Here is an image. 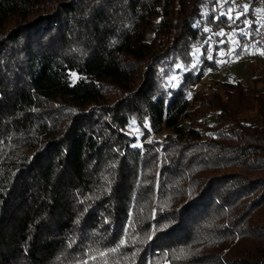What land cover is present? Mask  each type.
<instances>
[{"label":"trees","instance_id":"trees-1","mask_svg":"<svg viewBox=\"0 0 264 264\" xmlns=\"http://www.w3.org/2000/svg\"><path fill=\"white\" fill-rule=\"evenodd\" d=\"M257 23L0 0V264H264V65L199 85Z\"/></svg>","mask_w":264,"mask_h":264},{"label":"built area","instance_id":"built-area-1","mask_svg":"<svg viewBox=\"0 0 264 264\" xmlns=\"http://www.w3.org/2000/svg\"><path fill=\"white\" fill-rule=\"evenodd\" d=\"M234 8H240L243 13L250 12L254 21H257L255 33L244 38L240 43L235 37L230 41L231 47L224 52L222 60H235L239 63H256L264 50V22L261 21V11L264 9V0H230ZM264 53V52H263Z\"/></svg>","mask_w":264,"mask_h":264},{"label":"rangeland","instance_id":"rangeland-1","mask_svg":"<svg viewBox=\"0 0 264 264\" xmlns=\"http://www.w3.org/2000/svg\"><path fill=\"white\" fill-rule=\"evenodd\" d=\"M222 60L221 53L219 56L216 57V61L220 63ZM220 66L215 69L208 70L205 75L201 78L199 81V85L202 83L207 82L208 80H220V81H233V78L238 77L244 81H247L250 79L251 75L255 72L258 73L259 69L257 67L260 66V64L264 65L263 61H258L256 63H249V64H242L235 60H223L221 62ZM171 79H169L170 81ZM198 85V84H197ZM195 85V86H197ZM258 88L260 90H264V86L259 84ZM137 137L141 139V135L137 134ZM155 135L154 133L150 134L147 139H154Z\"/></svg>","mask_w":264,"mask_h":264},{"label":"crops","instance_id":"crops-1","mask_svg":"<svg viewBox=\"0 0 264 264\" xmlns=\"http://www.w3.org/2000/svg\"><path fill=\"white\" fill-rule=\"evenodd\" d=\"M263 52H264V50H263ZM263 52L260 53L259 59L257 58L258 61H263L264 60V54H262Z\"/></svg>","mask_w":264,"mask_h":264},{"label":"snow or ice","instance_id":"snow-or-ice-1","mask_svg":"<svg viewBox=\"0 0 264 264\" xmlns=\"http://www.w3.org/2000/svg\"><path fill=\"white\" fill-rule=\"evenodd\" d=\"M237 18H238V17H237ZM262 54H264V53H262ZM177 67H179V65H178Z\"/></svg>","mask_w":264,"mask_h":264}]
</instances>
